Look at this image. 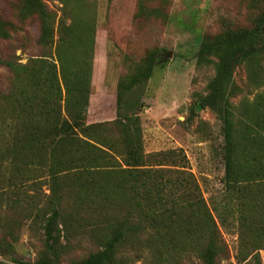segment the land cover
Wrapping results in <instances>:
<instances>
[{
    "label": "trees",
    "instance_id": "1",
    "mask_svg": "<svg viewBox=\"0 0 264 264\" xmlns=\"http://www.w3.org/2000/svg\"><path fill=\"white\" fill-rule=\"evenodd\" d=\"M62 2L54 60L48 55H34L25 64L0 60L12 78L0 91V183L19 191L26 182L48 178L50 194L40 209L48 210L41 221L46 246L59 252L62 233L86 226L99 251L72 264H124L123 249L136 250L140 244L155 259L196 251L203 264H215L225 247L213 212L221 226L238 233L243 255L236 259L250 257L258 264V251L264 250V91L239 107L230 99L238 91L232 83L236 66H244L249 87H263L264 12L252 27L226 28L201 44L197 55L198 63L215 67L209 93L199 103L223 124L224 176L210 209L196 179L184 170V155L176 150L144 153L136 114L142 105L130 95L135 88L143 91L155 59L117 80L112 123H87L95 18H82L84 9L77 2ZM21 3L23 12L37 18L38 43L46 46L51 42L46 7L39 0ZM64 196L71 198L66 207ZM21 203L16 195L6 207ZM27 203L35 211L41 202L33 196Z\"/></svg>",
    "mask_w": 264,
    "mask_h": 264
},
{
    "label": "rangeland",
    "instance_id": "2",
    "mask_svg": "<svg viewBox=\"0 0 264 264\" xmlns=\"http://www.w3.org/2000/svg\"><path fill=\"white\" fill-rule=\"evenodd\" d=\"M39 1L50 14L51 42L46 46L38 43L39 23L35 16L22 11L21 0H0V33L8 35H0L1 61L11 59L25 64L34 55L55 59L58 23L64 13V4L62 0ZM70 2L83 6L84 10H79L82 18H95L92 96L87 123L99 119L112 123L117 80L132 75L136 69H143L149 58L155 59L143 91L135 88L130 95L132 99L139 98L142 105L136 114L144 153L176 150L178 155H184V170L196 179L202 197L211 209L212 201L220 196L224 176L223 124L215 111L199 103L209 93L208 84L214 77L215 67L204 60L198 63L197 55L201 44L210 42L226 28L252 27L258 15L264 12V0ZM64 20L65 24L70 22L67 15ZM262 45L264 48V39ZM209 59L216 61L213 56ZM262 65L264 69L263 62ZM11 80L6 66L0 64L1 92L7 89ZM262 81L263 87L252 89L244 66H236L232 83L238 91L230 103L236 107L242 101L252 103L255 95L264 91V70ZM2 179L4 176L0 181ZM49 187L45 177H40L36 183L26 182L19 191L12 184L0 183V264H36L42 260L50 264H72L99 251L98 245L89 237L88 228L76 225L77 229H71L70 234H61L59 243L63 247L59 252L46 246L41 221L48 210L46 206L43 211L40 209L50 194ZM14 195L21 196L23 203L9 209L6 203L13 200ZM33 196L41 202L39 210L31 211L27 206ZM63 199L66 207L71 198L64 196ZM212 215L225 247L215 264H255L250 257H244L241 262L236 259L238 253L239 258L243 255L238 233L232 227L221 226L213 212ZM234 225L237 227L236 222ZM245 238L250 239L249 236ZM120 256L124 264H203L196 251L155 259L143 244L136 246V250L123 249ZM258 257V264H264V250L258 251Z\"/></svg>",
    "mask_w": 264,
    "mask_h": 264
}]
</instances>
